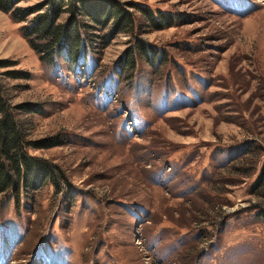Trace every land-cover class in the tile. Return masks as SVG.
I'll return each mask as SVG.
<instances>
[{
    "label": "rangeland",
    "instance_id": "obj_1",
    "mask_svg": "<svg viewBox=\"0 0 264 264\" xmlns=\"http://www.w3.org/2000/svg\"><path fill=\"white\" fill-rule=\"evenodd\" d=\"M105 2L133 14L132 33L102 42L111 16L102 26L79 9ZM63 3L57 23L81 26L85 63L43 62L22 33L34 14L0 11V84L33 107L20 117L42 148L28 153L59 179L0 195V264H264V199L251 194L264 166V0ZM138 7L169 19L152 27Z\"/></svg>",
    "mask_w": 264,
    "mask_h": 264
},
{
    "label": "trees",
    "instance_id": "obj_2",
    "mask_svg": "<svg viewBox=\"0 0 264 264\" xmlns=\"http://www.w3.org/2000/svg\"><path fill=\"white\" fill-rule=\"evenodd\" d=\"M21 1L23 0H0V11L9 14L15 22H24L30 15L34 14L31 23L22 28V33L27 38L30 46L41 56L43 62L51 64L59 56H63L71 64H74L77 60L82 63L87 61L89 51L84 47L86 38L82 33L81 26L76 24L75 21L67 24L57 23L64 0H49V7L44 11H42L41 6L20 7L18 4ZM85 7L82 10L79 9V13L85 16L88 15L89 20H92L95 24L105 26L108 16H111L113 27L111 32L105 34L102 38L103 43L107 42L112 34L132 33L134 29L133 14L127 12L118 4L105 2L100 7L98 5L91 9L93 13ZM74 8L75 6H73ZM137 11L141 12L148 24L155 28L161 20L158 18H163L162 16L156 17L146 7H138ZM168 19L165 17L162 19L164 21L161 20V22L168 21ZM142 46L139 45V49L146 57L149 50ZM155 56L156 53L152 51V58ZM119 66H123V61L119 63ZM127 66L131 70L135 66L132 53L127 59ZM33 110L31 106L11 105L4 88L0 84V195L9 193L10 196L19 199L23 190L38 189L46 181L57 185L59 180L54 168L45 161L34 159L35 157L28 153L30 148H42L27 139V122L20 117L21 114L34 112ZM255 148L256 145L252 143L245 153H251ZM257 149L260 150L259 147ZM251 194L264 199V166L261 175L251 189Z\"/></svg>",
    "mask_w": 264,
    "mask_h": 264
}]
</instances>
